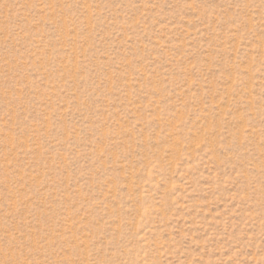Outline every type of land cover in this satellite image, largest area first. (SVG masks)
<instances>
[{"label": "rangeland", "instance_id": "374dc122", "mask_svg": "<svg viewBox=\"0 0 264 264\" xmlns=\"http://www.w3.org/2000/svg\"><path fill=\"white\" fill-rule=\"evenodd\" d=\"M0 264H264V0H0Z\"/></svg>", "mask_w": 264, "mask_h": 264}]
</instances>
